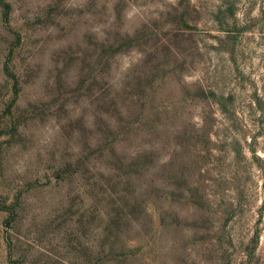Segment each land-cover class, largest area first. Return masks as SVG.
Segmentation results:
<instances>
[{
    "label": "rangeland",
    "instance_id": "1",
    "mask_svg": "<svg viewBox=\"0 0 264 264\" xmlns=\"http://www.w3.org/2000/svg\"><path fill=\"white\" fill-rule=\"evenodd\" d=\"M0 264H264V0H0Z\"/></svg>",
    "mask_w": 264,
    "mask_h": 264
}]
</instances>
